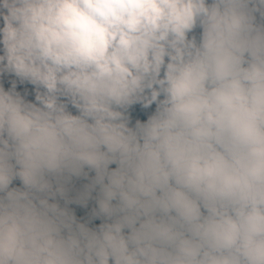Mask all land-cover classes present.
<instances>
[{
    "label": "clouds",
    "instance_id": "obj_1",
    "mask_svg": "<svg viewBox=\"0 0 264 264\" xmlns=\"http://www.w3.org/2000/svg\"><path fill=\"white\" fill-rule=\"evenodd\" d=\"M0 264H264V0H0Z\"/></svg>",
    "mask_w": 264,
    "mask_h": 264
}]
</instances>
